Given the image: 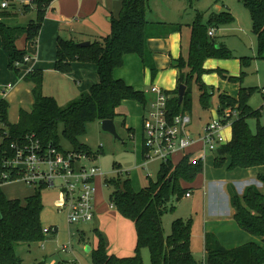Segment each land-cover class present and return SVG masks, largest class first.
<instances>
[{
  "label": "trees",
  "instance_id": "trees-1",
  "mask_svg": "<svg viewBox=\"0 0 264 264\" xmlns=\"http://www.w3.org/2000/svg\"><path fill=\"white\" fill-rule=\"evenodd\" d=\"M10 1L13 0H7ZM240 1L249 13L251 32L256 37L257 54L261 55L264 53V0ZM51 2L52 0H31L35 18L24 28L8 27L0 21L1 45L6 53L9 69L17 70L18 65L25 63L23 58L26 52L15 46V40L22 34L26 41L35 40ZM148 2L149 0H121L117 16L110 18V32L89 41L87 45L81 46L73 39L57 37L54 60L56 71L69 72L73 61L90 62L96 68L98 81L76 98L59 105L54 97L45 95L42 91L41 69H33L23 76L24 81L32 83L33 101L29 111L19 110L15 123H10L7 118L9 103L0 98V264H23L15 251L16 244H29L44 237L40 220L43 209L41 188H34L23 199L8 198L2 190L1 174L5 170L2 162L11 155L9 144L31 137L42 144H52L62 149L59 144L60 134L72 150L94 156L88 145L79 140V136L85 132L87 122L96 119L113 120L117 115V107L123 100H134L146 105L143 91L115 78L113 70L123 65L124 55L134 53L144 66L149 67L151 75H154L156 69L150 61L147 39L179 29L180 25L162 26L152 32L150 27L153 23L146 18ZM23 8L27 9L28 5ZM7 14L6 10H0V18ZM232 18L227 10L211 11L206 20H203V13H196L190 24L187 56L184 58L180 55L171 60V65L178 69L177 86L184 84L185 92L180 104L177 102V87L167 92L170 95L167 100L169 115L189 113L192 82L198 90L201 108H209L211 93L210 88L201 80L204 73L215 71L223 79L241 81L244 71H240L238 76H232L223 69L203 68V62L207 58H234L231 49L217 41L216 36L207 34L209 28L216 30ZM239 60L242 65H246L250 59L240 57ZM255 90L256 87L240 86L236 97L218 94L217 113L221 115L224 109H230L236 111V116L230 123V140L219 146L214 153L215 167L226 164V170L230 171L264 165V125L259 123L264 104L258 108H252L248 104L249 96ZM250 118L256 119L254 132L247 121ZM202 170V161L192 163L186 155L176 164L171 161L161 162L155 180L148 178L146 185L139 190H134L129 177L121 176L120 172L113 177H104V185L111 189L108 197L110 205L121 216L133 222L136 242L133 255L117 257L106 252L105 241L98 233L97 246L90 252L92 264H143L140 254L143 247L149 252L151 264H198L190 249V220L173 219L170 233L164 236L162 216L167 210L174 208V205L168 204L171 198L179 200L187 192L179 181L192 182ZM257 179L262 184L261 189L249 184L244 187L241 195L233 188L228 191L234 210L232 216L239 228L259 237L264 244V174L257 175ZM203 247L207 264H264V248L253 241L227 249L220 246L213 233L206 232ZM33 264H44V260Z\"/></svg>",
  "mask_w": 264,
  "mask_h": 264
},
{
  "label": "crops",
  "instance_id": "crops-1",
  "mask_svg": "<svg viewBox=\"0 0 264 264\" xmlns=\"http://www.w3.org/2000/svg\"><path fill=\"white\" fill-rule=\"evenodd\" d=\"M2 1L3 0H0V3ZM4 1L7 2V0ZM7 3V7H0L1 11L6 10L9 13L6 16L0 18V21L6 26L12 28H24L30 20L35 18V10L31 5V0H13ZM201 3L202 2H194L192 0H149V10L146 14V18L149 22L153 23V25L150 27L152 32L161 29L162 26L171 27L180 25L179 29L171 31L163 36H151L147 39L146 46L150 54V61L156 69L154 75H151L149 67L144 66L138 55L134 53L124 55L123 65L113 70V76L115 78H120L127 84L132 85L135 89L143 91L147 101L146 105L153 99L152 93L149 92L150 85L155 84L167 92L173 91L177 87L176 80L178 76V69L171 65V60L178 58L180 55L184 58L187 56V49L190 39V24L194 20L196 13H203V20L207 19V16L211 11L219 12L222 10H227L232 15L233 10L227 5L219 6L211 2L205 7ZM159 4L160 7H157ZM24 5H28V8L24 9ZM120 6L121 0H52L51 4L46 10L40 30L35 40L33 42L26 41L24 34L20 35L15 40V46L18 49H24L28 57L25 63L17 66V70H11L7 67V56L2 48L0 38V98H4L9 103L7 118L10 123H15L18 120V113L20 109H24L26 111L30 110L33 101L31 95L32 83L26 82L23 79L24 74H26L28 71L33 69L42 70V91L45 92V90H47L50 93V96L54 97L59 105H64L68 101L76 98L81 92L86 91L90 85L98 81L95 65L90 62L73 61L71 62L70 71L66 73H61L54 69L57 37L73 39L80 42L91 41L106 36L110 32V18L112 16H117ZM218 28L220 29V26ZM239 30L242 31V28L239 27ZM216 31L217 30L214 32V36L217 35ZM254 38L256 41L255 35ZM219 42H222L226 45V43L223 41ZM256 47L257 45H255L254 49L251 48V51L244 50L241 53L232 52L234 58H207L203 62V68L205 69H223L232 76H238L240 71H244V74L241 78V81L239 82L223 79L215 71L202 74L201 80L208 86V88H210L209 92L211 94L213 93L214 87H217L218 89L217 105L215 109L211 110L209 117L201 124L196 126L197 131H195V129L193 131L191 130L192 116L189 113L191 117L189 128L193 135H198L202 126L212 117L218 114V94L220 93L229 95L231 97H236L240 86L256 87L255 91L260 94L262 102L263 95L260 93V88L264 87V81L261 83L252 82L247 76V70L251 69V72L256 73L257 81L259 78L264 79V53L258 55ZM240 57H248L250 59L248 64L242 65L239 60ZM126 64L128 67H126ZM136 65L138 66L139 71ZM245 77H247L246 83L243 80ZM131 101L135 102V105H132L135 108L134 113L137 121L139 116L138 123L140 128V140L138 145V153L140 158L143 159L141 148V117L143 114V109L146 107V105L134 100ZM127 102H129V100H123L121 102V104L117 107V114L121 113L118 111L119 108L125 109L126 107H129V103ZM261 104L262 103H260L258 107L261 106ZM10 110H14V115H12V118H10ZM134 113L132 114L134 115ZM126 129L131 130V134L134 132V126H129ZM222 133L224 137H227H225L226 141L230 140V125H225ZM197 149L198 143H195L190 148L191 151H198ZM207 153H205L206 157ZM173 157H175L176 160H173ZM173 157L171 162L176 164L180 161L182 155L175 153ZM138 166L143 168L146 166V164L144 162H140ZM238 169L240 170L238 171ZM237 171L238 173H234ZM239 172H242L243 175H240L241 173ZM225 174H227L228 177L210 180L207 184L206 190L207 193L208 190H212L214 188L220 190L221 198H223L225 201V208L224 212H218L219 214H216L224 216L223 219H219V221L223 220L221 221V224L223 225L220 224L217 225V227L222 229L226 228V233L223 232V230H218L216 226H214V228L207 227L206 229L210 231L204 230L202 239L204 240V234L206 232H210L216 236L220 246L227 249L239 246L249 241H257L255 243L260 244L261 247L264 248L263 243H258L260 241L259 237L252 236L247 232L248 238H244L241 235L243 234L241 232L244 230L239 228L233 219L232 215L234 210L230 204L228 191L229 188H233L238 195L241 194L244 187L251 183V177L256 178V180L252 179L255 180L252 185L258 189H261L262 184L257 179V175L264 174V165L249 168H235L233 170L227 171ZM99 176L96 178L99 179ZM147 176L149 175L147 174ZM179 184L181 187L187 189V192H189V196H185V193H183L181 197L190 198L192 196V191L190 190L196 185L195 180L192 182L180 180ZM238 185L241 186L238 187ZM132 187L134 190L140 189L135 188L134 186ZM18 191L21 194L22 192H25L23 190ZM28 195L30 194L23 196L26 197ZM18 196L19 195L17 194H12V197L18 198ZM97 198L98 197H96L95 193L93 204L96 214L94 215L92 221L98 219L99 223L103 225L104 217L114 218L117 221L116 227L119 228L120 232V237L119 235H116L115 244L113 240L109 239V245L107 248L105 247L106 252L108 254H114L117 257L133 255L136 242L133 222L131 223L127 220H124L122 218L123 216H121L115 208L111 207V205H107L103 199L102 202H100V200ZM206 201L207 205L209 200ZM207 208H210L209 205H207ZM99 228L102 230L103 226H99ZM123 228H125L128 232L131 230L130 233L132 235L130 241L126 242V240L123 238L125 235ZM221 233H225L227 237L225 235H221ZM250 237L251 239L254 238L255 240H249ZM97 243L98 239L95 240V245L92 249L96 248Z\"/></svg>",
  "mask_w": 264,
  "mask_h": 264
},
{
  "label": "rangeland",
  "instance_id": "rangeland-1",
  "mask_svg": "<svg viewBox=\"0 0 264 264\" xmlns=\"http://www.w3.org/2000/svg\"><path fill=\"white\" fill-rule=\"evenodd\" d=\"M192 1L202 2L201 4L205 7L211 2L219 6L227 5L231 7L233 10V18L230 22L221 25L220 29H216V39L218 41L225 42L227 47L230 48L232 52L241 53L244 50L251 51L255 48L256 41L250 30L249 13L240 0ZM157 7H160V4ZM239 27L242 28V31L239 30ZM126 67H128L127 64ZM136 67L138 68L137 65ZM247 71L248 79L252 82L261 83L264 81L263 78H259L257 81V75L255 72H251V69H248ZM246 78L247 77L243 79L245 83ZM190 91L191 106L189 113L192 116L191 130L193 131L195 129V131H197L196 126L205 121L209 117L211 110L216 108L218 89L217 87H214L213 93L210 95L208 100L209 109L207 110H203L200 106L198 100V90L194 82L191 83ZM43 93L45 95H50L47 90ZM248 102L252 108H258V105L262 103L260 94L254 91L249 96ZM127 103H129V107H126L125 109L119 108L118 111L121 113L115 115L113 118L117 137H114L113 134L102 130L100 121L97 119L87 122L84 134L79 136V140L88 145L92 155H94L91 156V159L86 164L96 165L101 172V175L99 176L100 178H96L95 181L94 194L96 193V197H98L97 199L100 200V202H102L103 199L107 205H110L108 197L111 189L104 185V177H113L120 172L121 176L129 177L132 186L139 189L146 185L148 178L155 180L158 167L161 163V160L156 158H140L138 153L140 140V128L138 123L139 116L137 121L134 113L135 108L133 106L135 105V102L129 100ZM132 113H134V115ZM12 115H14V110H10V118H12ZM247 121L251 131L254 132L256 119L250 118ZM259 123L264 125V106L261 109ZM129 126H134V132L132 134L126 129ZM59 136V144L61 148L64 150H72L70 144L60 134ZM213 154L214 153L208 152L207 157L204 158L203 170L195 177L196 179L194 180L196 185L190 190L192 191V196L190 198L181 197L179 200H175L174 197L171 198L168 204L174 205V208L171 211L167 210L162 216V230L164 236H167L170 233L171 221L173 219L181 218L184 221H187L188 219L190 220V249L197 262L205 258L202 239L203 231L208 230L206 229L207 227H217V225H220L221 221H223H219V219L224 218V216L216 215L219 214L218 212H224L225 208V201L221 198L220 190L214 188L212 190H208V193L206 190L207 184L210 180L228 177V175L225 174L228 171L226 170L225 164L221 167H215L213 165ZM173 160H176L175 157H173ZM140 162H144L146 166L143 168L139 167L138 164ZM239 170L240 169H238V171ZM238 171L234 173H238ZM239 173H241L240 175H243L242 172ZM147 174L149 176H147ZM252 179L256 180L255 177H251L250 184H253L255 181ZM239 186L241 185H238V187ZM2 188L7 197L15 198L12 197V194H17L20 199L24 198L23 195L31 194L34 190V187L28 186L20 181L4 183L2 184ZM18 190H23L25 192H22L21 194ZM40 194L43 204V209L40 214L41 223L43 226L55 224L56 230L53 232H43L44 237L40 241L29 244L22 242L16 244L15 251L22 259L23 264H33L43 259L45 260V264H92L90 252L95 245V240L98 239V233H100L103 237L106 248L109 245V239L113 240L115 244L116 235H119L120 237L119 228L116 227L117 221L114 218L104 217L103 225L99 223L98 219L88 223L68 224L66 222L64 211L55 208L56 202L58 201L57 191L44 188L40 191ZM206 200H209L207 205H209L210 208H207ZM122 218L132 223L131 220L124 217ZM99 226H103V229L101 230ZM217 228L218 230H223V232L226 230V228ZM123 229L125 231V235L122 237L126 240V242L130 241L132 235L130 233L131 230L128 232L125 228ZM225 233H221V235H225ZM241 233H243L241 235L244 238H248V234L246 232L243 231ZM225 236L227 237V235ZM249 240L255 239H251L250 237ZM258 243L261 242L259 241ZM62 246H65V250H62ZM140 254L143 264H151L149 260V252L146 247L140 249Z\"/></svg>",
  "mask_w": 264,
  "mask_h": 264
},
{
  "label": "built area",
  "instance_id": "built-area-1",
  "mask_svg": "<svg viewBox=\"0 0 264 264\" xmlns=\"http://www.w3.org/2000/svg\"><path fill=\"white\" fill-rule=\"evenodd\" d=\"M8 6L6 1L1 8ZM214 28L207 34L213 36ZM24 56V62L27 61ZM149 92L153 99L144 108L141 117V148L143 158H156L162 162L172 161L175 153L182 157L188 155L192 163L206 158L207 152L215 153L216 149L227 141L222 133L225 125H230L236 116L235 110L224 109L206 122L198 135L190 131L191 117L187 112L169 115L167 91L155 84L150 85ZM263 95L264 87L260 88ZM198 143V151L190 148ZM11 155L4 158L5 168L1 174V185L7 182L20 181L34 188H49L57 191L56 209L65 213L66 222L88 223L95 215L94 192L96 177L101 175L94 164H86L91 156L73 150H64L52 144H42L37 139L25 137L9 144ZM189 196V192L185 193ZM55 225L43 226V232H53ZM65 250V246L61 247ZM75 264V263H71ZM198 264H207L205 258Z\"/></svg>",
  "mask_w": 264,
  "mask_h": 264
},
{
  "label": "water",
  "instance_id": "water-1",
  "mask_svg": "<svg viewBox=\"0 0 264 264\" xmlns=\"http://www.w3.org/2000/svg\"><path fill=\"white\" fill-rule=\"evenodd\" d=\"M79 45L83 46V45H87L89 44V41H82L78 43ZM185 92V85L184 84H179L177 86V97H178V104L181 103L183 95ZM100 125H101V129L104 131H107L111 134H113L114 137H117L116 131H115V125L113 123L112 119H103L100 121Z\"/></svg>",
  "mask_w": 264,
  "mask_h": 264
}]
</instances>
